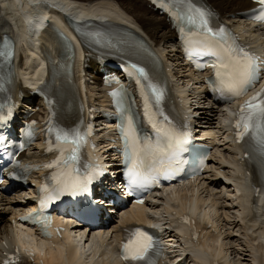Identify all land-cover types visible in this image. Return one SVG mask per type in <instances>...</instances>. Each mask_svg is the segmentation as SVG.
Returning <instances> with one entry per match:
<instances>
[{
    "label": "bare ground",
    "instance_id": "6f19581e",
    "mask_svg": "<svg viewBox=\"0 0 264 264\" xmlns=\"http://www.w3.org/2000/svg\"><path fill=\"white\" fill-rule=\"evenodd\" d=\"M209 1L225 21L244 29L248 33L247 40L253 37L260 43L261 51H264V27L248 24L241 19V11L249 7L247 0ZM59 4L62 5L60 8ZM70 14L74 16V23L79 28L85 27L84 24L87 23L96 25L105 21L142 32L143 38L153 47L172 73L175 86L183 90L189 107L193 112H198L197 120L203 123L202 131L215 137L216 155L210 157L209 165L203 175L190 187V191L194 189L199 194V199L204 206L202 216L205 223L191 212L194 226L201 233L195 244L201 243V249L211 257L208 264H264V204L257 203L253 193H249L248 201L244 200L240 194L243 181L250 179L254 184H259L258 173L253 167L249 168L248 173L242 169L241 165L246 162L241 160L242 152L236 155L237 146L232 145L226 138L220 122L222 110L211 106L203 98L197 76L187 70L179 60L174 34L169 29L168 23L145 0H58L56 4L53 0H0V36L14 35L19 42L16 49L14 76L15 96L18 102L23 107L27 104L35 106L34 103L24 101V93L27 91L26 85L30 80L44 76V70L37 69L33 74L31 70L36 67L40 56L45 58V55H48L53 60L49 52L51 49L56 50L57 38L52 36V30L62 28L65 32H69L66 20L70 19L68 17ZM47 17L48 20H46ZM42 27L45 28L42 29ZM86 28L101 30V27ZM88 56L87 51H84V54L80 51L76 53L74 73L76 80L80 79V84L88 89L85 103L88 107H92L98 103L102 104L104 99L102 88L94 87L99 83V77L93 78L91 83L88 81L91 78L90 72L96 68L93 60L88 61L91 68L83 66L84 59ZM78 87L79 83L76 82V92L79 90ZM37 104L40 105L39 102ZM104 130L105 128L102 132ZM24 155L41 157L39 150ZM187 192V188L184 187L183 193L174 194L164 202L167 205L173 203V208L170 210H166L162 201L155 200L156 203L148 205L149 208L132 207L122 212L119 219L118 216L113 217L116 221L113 219L106 229L101 227L94 229L83 227L82 229L79 226L80 223L69 222L67 230L62 233L63 239L52 238L38 243L33 241L27 230L15 227L12 223L19 211L30 205V200L19 196L1 197L0 206L3 208L0 210V264L2 253L11 246L13 239L33 247L34 251L42 250L44 264L45 262L119 264L108 261L110 253L101 249L100 243L104 241L103 234L105 239L113 245L117 238V227L134 220L145 219L146 210H152L155 213L162 208L166 214L178 208L192 211L186 205L189 202ZM7 212L10 216L5 219L3 214ZM73 227H75L74 230ZM167 240L171 244L178 245V236L174 232H167ZM85 241L88 242L85 244ZM169 247L174 248L172 245ZM186 261L183 252L179 251L177 257H172L167 264H186ZM43 263L37 256L25 253L20 264Z\"/></svg>",
    "mask_w": 264,
    "mask_h": 264
},
{
    "label": "snow or ice",
    "instance_id": "6c2138e0",
    "mask_svg": "<svg viewBox=\"0 0 264 264\" xmlns=\"http://www.w3.org/2000/svg\"><path fill=\"white\" fill-rule=\"evenodd\" d=\"M159 2L161 7L167 6L165 10L175 20L182 21L188 27L189 32L194 29L204 36V40L200 42L201 52L199 54L215 57V62L211 66L215 71L218 83L216 90L221 95H225L229 99L242 96L258 80L257 58L238 46L223 26L214 29L210 24L212 14L209 11L197 6L195 0H159ZM256 2L264 5V0H256ZM184 30L182 27L181 33ZM11 55V52L0 51V57L10 59ZM191 55L192 53L189 52V57ZM197 66L200 67V65ZM149 87L155 95L157 103H159L162 93L153 85H149ZM112 95L116 96L117 93L114 92ZM145 115L151 120L152 127L160 139L155 144L147 140L142 143L136 134L133 117L126 115L125 157L128 165L130 192L133 188H146L156 184L161 176L164 179L175 178L180 171V165L184 163L179 159V153L183 151V145L187 143V133H180L174 128L166 126L169 122L163 113L159 114L163 117V123L152 119L146 97ZM235 128L238 142L247 137L253 142L259 153L264 156V89L241 105ZM48 131L54 135L55 143L59 146L57 149L59 156L56 161L45 165L47 168L57 169L52 177L56 188L54 189L55 195L41 199V213L52 199L58 198L65 192L76 194L89 191L88 186L95 178V174H99L98 169L94 170V166L87 163L83 164V171L81 170L80 153L86 142V135L82 134L78 128L66 129L52 125ZM3 139L0 137V142ZM49 144V150H51V140ZM41 191H46V186ZM82 211L91 213L95 209L89 206L83 208ZM23 219L39 223L43 234L45 236L51 235L47 231V217H42L40 213H37L35 216L30 215ZM126 231L125 243L122 246V258L129 261L130 264H155L152 259L155 252V241L152 236L138 227ZM6 264H11V260L6 261Z\"/></svg>",
    "mask_w": 264,
    "mask_h": 264
},
{
    "label": "rangeland",
    "instance_id": "374dc122",
    "mask_svg": "<svg viewBox=\"0 0 264 264\" xmlns=\"http://www.w3.org/2000/svg\"><path fill=\"white\" fill-rule=\"evenodd\" d=\"M0 207H1L0 209L2 210L3 206H0ZM9 214H10L9 212L4 213L3 217H5V219H6V218H8L10 216ZM157 214H161V210L160 209L157 210ZM6 215H7V217H6Z\"/></svg>",
    "mask_w": 264,
    "mask_h": 264
}]
</instances>
